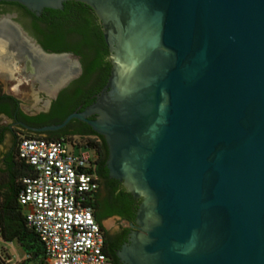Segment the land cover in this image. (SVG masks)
<instances>
[{
    "label": "water",
    "instance_id": "obj_1",
    "mask_svg": "<svg viewBox=\"0 0 264 264\" xmlns=\"http://www.w3.org/2000/svg\"><path fill=\"white\" fill-rule=\"evenodd\" d=\"M1 1L36 16L80 2L100 21L111 70L95 101L61 123L15 124L78 119L104 138L109 178L140 199L119 262L264 264V0ZM37 53L55 77L65 54ZM11 63L4 90L35 106Z\"/></svg>",
    "mask_w": 264,
    "mask_h": 264
},
{
    "label": "trees",
    "instance_id": "obj_2",
    "mask_svg": "<svg viewBox=\"0 0 264 264\" xmlns=\"http://www.w3.org/2000/svg\"><path fill=\"white\" fill-rule=\"evenodd\" d=\"M13 5L19 7L21 13L29 14L33 19L35 18V15L22 5L18 3H13ZM41 13H43L47 21L46 27L44 29L41 28L34 20L29 26V31L38 38L44 49L50 52L73 51L75 54L80 55L84 66L83 77L96 73L97 80L101 86L106 81L110 67L104 38L98 27L92 22L76 23L75 26L70 27V31L73 30L82 36V42L87 48V53L67 46L64 40L66 21L81 20L82 13H89L86 10V5L80 2L67 1L63 3V9L61 10L46 8ZM95 88L98 89L93 85L90 90ZM76 98L77 96L70 98L67 104H64L62 100L55 102L53 111L50 114L40 113L35 116H29L19 110L16 111L15 99L4 95L0 90V114L13 118L14 113H16L20 120L31 127L57 124L66 118ZM8 131L10 130L7 126H0V144L3 143L5 134ZM58 132L34 133L18 127V135H15V140L9 148V152L5 154L4 159H2V153L0 152V238L6 243H16L23 253L21 260L11 263L13 255L10 249L2 246L0 264H48L44 247L36 232L26 224L23 207L18 202L22 179L31 173V167L18 157L17 147L21 139L28 137L43 138L50 141L63 139L69 143L87 147L94 152L95 159L89 172L97 177H99L97 167L101 169L105 164L107 150L102 137L99 136V141L96 138H88L83 141L60 135ZM96 196L97 194L93 193L87 198L86 204L92 207ZM110 197L105 215H118L127 221L131 217L130 203L128 201L130 198L129 194L111 193ZM95 220L99 223L97 218ZM100 227L102 228V226ZM102 231L104 233L103 228ZM104 252L109 258V263L113 264V258L105 248Z\"/></svg>",
    "mask_w": 264,
    "mask_h": 264
},
{
    "label": "flooded vegetation",
    "instance_id": "obj_3",
    "mask_svg": "<svg viewBox=\"0 0 264 264\" xmlns=\"http://www.w3.org/2000/svg\"><path fill=\"white\" fill-rule=\"evenodd\" d=\"M86 10L89 13H82L81 20L66 21L67 23L64 34V40L67 46L76 48L83 53H87V48L82 42V36L73 30L70 31V27L75 26L76 23L84 24L92 22L102 33L100 21L94 11L87 5ZM35 18L33 19L29 14L21 13L19 7L13 5L12 2H0V61L6 64L8 68L7 73H0L1 92L6 96L15 99L16 111L19 110L29 116H35L40 113L50 114L53 111L55 102L62 100L64 104H67L70 98L74 96H77V98L68 115L73 112H83L87 106L95 101L97 95L100 94L110 75L111 64L106 43L107 60L110 68L106 81L101 86L97 80L96 73L83 77L84 66L81 56L75 54L73 51L56 53L65 54V56L58 61V65L60 67L59 73L56 74L55 77H52L47 73L46 65L43 64L44 61L38 56L37 47L42 49L44 52H53L44 49L38 38L29 31V26L32 21L35 20V22L43 29L46 27L47 21L44 18L43 13H40L39 16L35 15ZM11 60L23 62V71L26 78L24 80L30 81L31 86L37 95L38 103L33 107L24 108L21 100H19L14 94L6 92L3 88L2 80L10 79L12 73L10 68L16 67V65L11 63ZM93 85L98 89L95 88L94 90H90ZM27 110L30 111L27 112ZM32 113H34V115H30ZM94 118V115L88 117L90 120ZM0 120H5L7 122L5 125L0 124V126H7L10 130L5 134L4 140L6 135L9 134L12 145L15 140V135H18L17 129L20 127L15 123L22 120L18 118L16 113H14L13 118L6 116L5 114H0ZM57 131H59L58 133L60 135L73 137L83 141L88 138H96L99 141V136L102 137L101 135L95 133L86 122L78 119L70 120L64 128ZM102 139L105 143L103 137ZM92 154L94 162V152H92ZM97 171L99 172V177L95 175L97 180V190L95 191V194H97V196L94 205L91 208L94 217L97 218L100 226H102L104 230L105 250H107L110 256H112L113 264H121L116 256V251L127 241L129 233L136 228L131 227V225H135V214L138 204L140 203V199L133 198L125 190L120 181L109 178L106 164H104L101 169L97 167ZM111 193L129 194L130 198L128 201L130 203L131 217L128 218L127 221L118 215H105L106 206L111 199ZM109 219H114L113 223L117 225L116 230L113 231L111 229L112 226H108L107 221Z\"/></svg>",
    "mask_w": 264,
    "mask_h": 264
},
{
    "label": "built area",
    "instance_id": "obj_4",
    "mask_svg": "<svg viewBox=\"0 0 264 264\" xmlns=\"http://www.w3.org/2000/svg\"><path fill=\"white\" fill-rule=\"evenodd\" d=\"M17 152L31 167L22 179L18 202L44 247L47 263L110 264L104 233L86 204L97 190L96 177L89 172L92 151L63 139L28 137L20 140ZM11 245L0 238V253L2 246Z\"/></svg>",
    "mask_w": 264,
    "mask_h": 264
},
{
    "label": "rangeland",
    "instance_id": "obj_5",
    "mask_svg": "<svg viewBox=\"0 0 264 264\" xmlns=\"http://www.w3.org/2000/svg\"><path fill=\"white\" fill-rule=\"evenodd\" d=\"M10 145H11L10 136L9 134H7L4 140V146H0V150L2 151L5 148H8ZM8 248L10 249L11 254L14 255V259L11 263L21 260L23 253L21 252V250L19 249L16 243H12V245Z\"/></svg>",
    "mask_w": 264,
    "mask_h": 264
},
{
    "label": "crops",
    "instance_id": "obj_6",
    "mask_svg": "<svg viewBox=\"0 0 264 264\" xmlns=\"http://www.w3.org/2000/svg\"><path fill=\"white\" fill-rule=\"evenodd\" d=\"M0 146H4V143L0 144ZM9 148L10 146L2 151L0 150V152L2 153V159H4L5 154L9 152Z\"/></svg>",
    "mask_w": 264,
    "mask_h": 264
}]
</instances>
